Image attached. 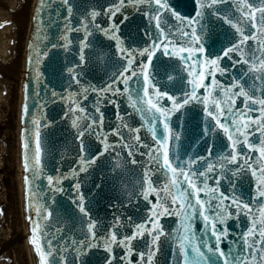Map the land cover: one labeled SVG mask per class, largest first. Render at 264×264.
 Wrapping results in <instances>:
<instances>
[{
    "label": "snow or ice",
    "instance_id": "obj_1",
    "mask_svg": "<svg viewBox=\"0 0 264 264\" xmlns=\"http://www.w3.org/2000/svg\"><path fill=\"white\" fill-rule=\"evenodd\" d=\"M192 2L198 5V8H193L195 15H182L177 10L180 5L173 7L169 0H115V3L107 6L106 11L93 8L83 18L81 27L85 32V39L81 42V60L86 59L84 49L89 47L87 38L92 34L89 24L116 42L115 47L122 59L121 69L110 78V82L94 89L99 93L96 107L99 117L87 116L89 123L85 124L83 131H79L81 155L78 166L69 175L76 179L81 172L87 173L97 160L105 153L114 151L117 145L127 146L131 162L139 163L133 153H140V148L143 147L146 151L140 154L147 156L148 165L143 168L140 196L149 201L150 206L145 205L148 215L140 219V222L127 218L128 224L134 229L130 235L118 234V229L126 225L117 218L108 235L98 237L97 221L91 220L87 225L91 233L90 242L86 244L85 241H79L83 246V251L77 249L81 257L84 252L102 243L109 254L105 257V264H114L118 259L114 246L122 245L127 249L123 261L125 264H132V255L137 252L133 241L144 240L146 234H149L151 239L145 241L143 250L138 251L140 259L136 264H161L158 257L163 255L162 237L167 238L165 243L169 249L171 264H264V204L259 206V218L253 216L251 227L242 234L247 238V249L242 251L226 248L224 238L229 236L228 218L233 215L238 218L240 215L239 211L233 213L229 209L228 202L231 201L238 210H248L249 215L252 214L253 205L245 201L243 196L236 195L238 189L234 184L231 185V193L225 194L224 190L219 189V180L215 187L208 183L210 173L215 172L217 167L220 170L219 179L222 180L229 163L235 165L234 171L238 176L243 172L240 167L243 163L255 177L256 198L264 199V48L246 47L250 39L256 45L264 44V0ZM62 3L67 5L70 19L73 5L70 0H62ZM129 4L134 7L146 5L149 8L147 15L152 29L149 32L145 28L143 35L147 36V40L139 48H129L120 35L121 25L129 22V15L124 12L125 6ZM118 13L123 16L119 23L116 19ZM102 15L110 18L107 27L95 24L97 17ZM221 29L224 30L222 37ZM67 31L70 32L71 29ZM235 53H239L241 59H236ZM43 55L46 56L47 52ZM165 56L175 57L178 62H182L187 91L183 86L175 94L172 90L162 89L156 73L162 63L166 65L162 61ZM226 59L227 67L222 64ZM68 71L73 73L74 69L69 68ZM76 75V82L79 83V74ZM224 77L230 81L228 84L224 83ZM176 78L167 76L168 81ZM202 89L205 91L202 92ZM84 91L87 92L88 88ZM117 96L126 98L132 111L118 115L119 123L110 133L100 131L105 123L101 98L111 97V102L119 109V101L115 99ZM237 100H241L242 108L237 107ZM197 104L201 106L202 120L197 122L195 115L189 117V127V123L181 117L192 111ZM76 110L87 114V110L79 103L76 104ZM174 116L177 117L176 121H173ZM135 117H139V120L135 121L138 126L134 127ZM79 121V116L73 121L77 128L80 127ZM89 130L96 139L102 140V150L85 143ZM141 130L150 134L153 139L142 138ZM256 133L260 135L256 136ZM110 135L119 137V140L110 141ZM197 137L205 143L211 141L204 149L206 155L201 156L195 152L189 154ZM129 140L135 143V148ZM35 146V165L42 169L43 148L39 129L36 131ZM24 147L28 148L27 138ZM182 148L185 150L182 151ZM215 149L224 151L212 160ZM252 153H257L255 158ZM25 165L29 166L27 154ZM204 165V171H199ZM160 176L164 179L158 185L154 177L159 179ZM63 179L62 176H47L48 183L60 192L65 191L60 186ZM74 190V202L79 211L90 219L91 213L86 206L87 197L79 179H76ZM201 193H206V197H202ZM153 195L155 200L152 199ZM36 211L39 218L41 207H37ZM46 212V218L50 219L52 209L48 208ZM163 216L179 217L177 226L165 229L161 222ZM201 217L203 228L198 229L196 222ZM38 230L39 225H34L31 239L43 257L42 264H49L48 257L56 250H42L36 235ZM48 243L51 244V241ZM64 264H67L66 258Z\"/></svg>",
    "mask_w": 264,
    "mask_h": 264
},
{
    "label": "water",
    "instance_id": "obj_2",
    "mask_svg": "<svg viewBox=\"0 0 264 264\" xmlns=\"http://www.w3.org/2000/svg\"><path fill=\"white\" fill-rule=\"evenodd\" d=\"M73 5V15L68 18L67 5L62 0H41L39 12L36 16V25L34 29V37L32 41L31 65L27 82V107L26 118L29 122L27 131L28 148L25 149L29 166L26 169V193L28 215L32 229L34 225H39L36 235L40 242L41 248L45 252H51L54 248L56 251L48 257L49 264H105V257L109 254L100 246L93 247L89 251L84 252L81 257L77 249L83 251V246L79 241L90 242V230L87 228L91 220L97 221L96 230L98 237L108 235L109 229L115 223L117 218L124 221L126 227L118 229V234H131L133 227L128 224V217L133 222H140L145 218L147 207L150 206L149 201H145L140 196V180L143 175V168L148 165V158L141 155L146 151L140 148V153H133L135 159L139 163H132V157L127 151V146L117 145L115 150L105 153L97 162L92 165L87 173L81 172L76 178L82 182L83 191L87 197V207L91 213V218L80 212L73 200L75 196L74 186L76 179L69 175L70 171L78 166L79 157L81 155L79 147L78 134L84 130L85 124L89 123L87 116L94 115L97 119L99 113L96 112L97 97L99 93L94 89L102 87L110 82V78L121 69V57L118 55L116 42L105 36L92 24H89L91 35L87 38L89 47L84 49L85 60L80 58L81 42L85 39L84 29L81 27L83 18L89 15L90 11L95 8L97 10H107V6L115 3V0H70ZM173 7L177 4V8L182 15H195L193 8H198L192 0H169ZM103 6V9H101ZM148 6H132L126 5L124 12L129 15V22L121 25L120 35L124 37V43L129 47H141L142 43L147 40V36L143 35L145 28L149 32L152 29V23L149 22L147 12ZM117 23L123 19V16L117 14ZM110 18L107 15L97 17L95 24L107 27ZM154 23V21H153ZM67 26V28H66ZM71 29V31H67ZM223 29L220 30L221 37ZM69 40L71 43H69ZM218 46H220L218 44ZM246 47L248 49L264 48V44L256 45L253 40H249ZM47 52V55H43ZM159 55V53H158ZM236 59H241L239 53H235ZM162 61L166 62L159 66L156 73L157 78L161 82L164 90L175 91L182 86L187 91L186 74L182 62H178L177 58L162 57ZM227 67V59L222 61ZM239 67V66H237ZM73 68L74 72L69 73L68 69ZM78 73L79 83L76 82ZM167 76H176L173 81H168ZM220 79V75L217 74ZM211 77L209 76V82ZM230 81L224 77V83ZM88 88L85 92L84 89ZM204 92L205 90H201ZM85 96L87 97L85 99ZM103 99L101 110L104 113L105 123L100 131L111 132L119 121L118 115H122L125 111L131 112L126 98L115 97L119 101V109L111 102V97ZM79 103L87 110V114L76 110V104ZM237 107L242 108L241 100H237ZM201 106L197 104L192 111L181 117L189 123V117L196 116V121L202 120ZM180 114L178 113L177 116ZM80 117V127L77 128L73 121L76 117ZM177 117H173L176 121ZM139 117L133 118V126H138L135 121ZM175 126V125H174ZM39 129L41 147L43 148L42 162L43 168L35 165L36 153V131ZM259 136V133L255 134ZM141 137L145 140H152L150 134H146L141 130ZM226 139V138H225ZM109 140H119V137L110 135ZM85 143L91 144L97 150H102V140L96 139L92 131L86 134ZM132 143L133 148L136 147ZM211 141L199 140L193 142L194 147L189 150V154L195 152L201 156L206 155L204 149ZM185 148H182L184 151ZM223 149H215L213 151L212 160L218 154H223ZM253 157L257 153H252ZM219 162L217 161V164ZM206 165L201 166L199 171L203 172ZM243 169L241 175H237L234 171L235 165L229 163L224 170V179H219V168L215 172L210 173L208 183L213 187L219 180V189L224 190L225 194L232 191L231 185H236L238 191L237 196H243V199L253 205L251 215L248 210H238L233 207L231 201L228 202L229 209L236 213L240 212L239 217L235 215L228 218L227 226L229 228V236L224 238V246L231 249H247L246 239L242 236L244 232L251 227L253 216L259 218V206L264 204V199L255 196V177L251 175L250 168L241 163ZM196 170V169H194ZM48 175L54 177H64L62 186L65 191L60 192L54 189L47 180ZM159 175V174H158ZM163 176L154 180L159 185L163 181ZM29 180L31 181V195H29ZM96 185H101L97 188ZM206 193H201L202 197H206ZM155 200V196L152 197ZM215 197H213V200ZM37 207H41V213L37 214ZM52 209V217L47 219L46 209ZM179 217L163 216L161 222L165 229H172L177 226ZM196 227L203 228V218L197 220ZM151 237L146 234L144 240L133 241L137 252L132 255V264L139 261L138 251L143 250L145 241H150ZM166 237H162L163 255L158 257L161 264H171V258L168 255L169 249L165 243ZM51 241V244L48 243ZM231 241V242H230ZM213 243L215 241L213 240ZM36 248V245H35ZM37 251V248H36ZM114 251L118 259L114 264H125L123 257L127 253V249L122 245L114 246ZM38 255L40 253L37 251ZM43 259V257H39Z\"/></svg>",
    "mask_w": 264,
    "mask_h": 264
},
{
    "label": "rangeland",
    "instance_id": "obj_3",
    "mask_svg": "<svg viewBox=\"0 0 264 264\" xmlns=\"http://www.w3.org/2000/svg\"><path fill=\"white\" fill-rule=\"evenodd\" d=\"M30 1V0H29ZM20 0H0V48L3 49L2 54L3 58L10 59V55L14 58L16 55V59H19L23 54L24 49V41L26 37V33L28 31V23H29V15H30V8L28 9L29 3L24 0L25 4L22 5L17 10V13H20L19 20L22 21L18 23V21L14 18L11 9H15L18 5ZM22 2V1H21ZM20 2V4H21ZM12 6V8H11ZM14 7V8H13ZM24 8H27L26 10ZM16 10V9H15ZM24 10V11H23ZM20 43V46L18 44ZM18 46V47H17ZM17 49L18 54H14V50ZM6 78V77H5ZM6 85L10 89V92L13 93V87L17 89L16 81H11L10 78H6ZM12 96V95H11ZM4 111V119L0 122V127L3 130V133L8 134L11 138L8 142V147L6 145V156H5V169L2 170L4 172H0L6 175L7 182L4 183L5 185L2 186L0 183V206L5 205V217L3 229L0 228V250L4 249L8 246H16L20 245L21 239L20 238V220H19V213H17L18 208L16 206L17 202V193H16V168L15 161L16 155L15 153L11 152L12 142L14 141L15 136V111H16V100L14 102L10 101L9 105L3 106ZM7 136V137H8ZM14 143V142H13ZM2 154H0L1 156ZM3 203V204H2ZM9 216H11L10 222ZM11 223V224H10ZM12 227V233L9 237L8 234V227ZM10 246V247H11ZM19 252H14L12 255L4 259L1 264H16L15 262L20 260V264H29V259L27 253L23 248H18Z\"/></svg>",
    "mask_w": 264,
    "mask_h": 264
},
{
    "label": "bare ground",
    "instance_id": "obj_4",
    "mask_svg": "<svg viewBox=\"0 0 264 264\" xmlns=\"http://www.w3.org/2000/svg\"><path fill=\"white\" fill-rule=\"evenodd\" d=\"M21 2V0H20ZM20 2L18 3V5L16 6L17 8H19V5H20ZM36 3H37V0H33L32 3H31V10H30V15H29V18H30V21H31V16L33 14V11L35 9V6H36ZM15 18L21 23L22 21L19 20V16H17V14L14 15ZM29 21L28 23V31H27V34H26V40H25V45H26V42H27V35H29L30 33V30H31V22ZM3 51L2 48H0V53ZM2 55L0 54V57ZM24 57L25 55L22 57V68H23V63H24ZM4 59V58H3ZM4 60H7V59H4ZM18 61L16 60L14 64L11 65V70L9 71V76L10 74H15L17 75L18 72H20V75H19V79H20V82H19V86H18V95H19V98H18V103H17V109H16V115H15V118H16V121H15V145H16V148H15V155H16V161H15V166H17V170H16V183H17V188L19 190V197H20V200L19 202L17 203L20 207V210L19 212V218L21 220V223H20V227H21V230L23 232V236H24V239L23 241H21V244L20 247L19 245H17L19 248H23V250L26 251L27 253V256H28V259H29V264H36L35 262V258H34V254H33V247H32V243H31V239H30V236H29V233H28V223H27V218H26V208H25V203H24V192H23V174H22V162H23V158H22V153H21V143H20V140H21V102H22V82H23V76H24V73H23V69H19L18 68ZM6 78H2L0 77V101H3V103L1 104L0 103V120L3 119L4 117V111H3V104L8 102V98L9 96L5 95V92H6V81H5ZM6 152V146L0 142V154H2L0 156V166L3 164V162L5 161L4 160V156L3 154ZM4 212L0 211V218H2V214ZM4 217V215H3ZM10 217V216H9ZM11 218V217H10ZM0 228H3V226L0 225ZM11 226L8 227V234H7V237L9 236L10 233H12V229H10ZM15 246V248L17 247ZM9 251V249L6 251V253ZM1 260V259H0ZM17 263L20 264V260L18 261L17 260Z\"/></svg>",
    "mask_w": 264,
    "mask_h": 264
}]
</instances>
